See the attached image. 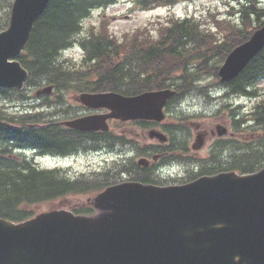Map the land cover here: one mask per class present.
Listing matches in <instances>:
<instances>
[{"label": "trees", "instance_id": "16d2710c", "mask_svg": "<svg viewBox=\"0 0 264 264\" xmlns=\"http://www.w3.org/2000/svg\"><path fill=\"white\" fill-rule=\"evenodd\" d=\"M116 1L49 0L36 20L26 49L19 57L29 70L26 86L22 90L0 88V97L11 100V103H23L29 98L28 90L45 84H53L55 96H43L40 108L30 105L31 108L24 106L9 110L0 103L1 218L15 222L26 220L35 215L43 204L95 193L122 181L125 175L130 177L128 179L160 184L152 171L138 167L135 161L118 165L112 172L102 170L74 177L61 167H40L19 151L29 148L40 154H66L81 147L91 149L100 144L124 141L114 138L109 132L91 133L53 122L55 114L62 116L63 113L62 119L74 116L70 115L75 111L71 112L67 96L77 92L115 90L136 94L172 87L177 94L170 103L192 90L206 93V86L197 88L195 75L208 74L229 92L254 97L251 126L263 130L264 134V88L256 84L264 74V48L235 78L220 83L217 74L226 54L264 25V9L247 0L237 8V20L214 15L212 19L207 18L209 22L194 16L180 18L169 14L164 21L158 22L157 27L140 26L122 36L114 34L109 20L102 18L99 26L91 24L82 33L83 19L93 9ZM177 1L134 0V5L150 10L158 6H173ZM11 5L12 0H0V30L8 25ZM229 12L231 15L233 11ZM74 42L83 49L80 62L60 55L62 49ZM184 118L175 119L176 127L186 128L181 124ZM243 121L242 116L239 122ZM136 123H143L144 127L153 124L147 121ZM167 127L163 125L166 131ZM234 127L237 128L238 124L235 123ZM236 143L235 140L221 141L219 150L222 153H219L225 159L211 158L210 165L217 166L219 170L240 172H252L264 165V139L259 140L256 147L243 145L235 148ZM230 144H235L234 150H230ZM226 147L229 149L227 157L223 153ZM239 150L241 152L236 153ZM202 172L210 173L208 170ZM70 209L77 214L94 213V209L87 205Z\"/></svg>", "mask_w": 264, "mask_h": 264}, {"label": "water", "instance_id": "95a60500", "mask_svg": "<svg viewBox=\"0 0 264 264\" xmlns=\"http://www.w3.org/2000/svg\"><path fill=\"white\" fill-rule=\"evenodd\" d=\"M48 1H13L9 26L0 32V87H23L28 71L15 58ZM263 46L264 25L228 53L218 70L220 80L237 76ZM51 91L49 85L36 94ZM175 93L169 88L130 96L83 92V104L109 112L63 123L95 131L107 130L111 118L161 121ZM216 129L219 135L228 132L221 124ZM149 136L167 140L155 129ZM202 145L198 134L193 147ZM87 202L95 215L61 208L17 223L0 217V264H264V167L204 175L180 185L124 181Z\"/></svg>", "mask_w": 264, "mask_h": 264}, {"label": "rangeland", "instance_id": "374dc122", "mask_svg": "<svg viewBox=\"0 0 264 264\" xmlns=\"http://www.w3.org/2000/svg\"><path fill=\"white\" fill-rule=\"evenodd\" d=\"M133 1L134 0H118L112 5L94 10L89 17L83 19L84 29L82 33H85L91 24L99 26L102 18L109 20L110 30L117 36H122L127 32H132L138 27L144 25H149L150 29L157 27L158 21H163L169 13H174L175 15L181 17L186 15H195L205 19L206 22H209L208 20L212 19V16L214 15L221 18L230 15V12H227V10L232 9L231 6L239 7L240 4L246 0H178L174 6L169 8L161 6L147 11L136 9L133 5ZM256 7H264V0H261L260 2L256 0ZM231 15L234 17L236 13L232 12ZM152 32L154 31L152 30ZM81 55L82 50L77 46L66 49L62 54L63 57L72 56L75 59L80 58ZM195 78L197 79L198 85L207 84L210 91L208 95H211V97L209 98L206 95L198 94L197 92L201 91H197V89L184 94L178 100H174L165 106V112L167 116L162 125L169 127L170 131L168 134L174 145H181L184 142L186 143V146L188 147L186 155L193 156L191 160L195 163L192 167L198 170L200 169V166L209 165L207 163V159L210 157L211 152H222L219 150L220 147L219 149L213 147L219 140H214V138L210 137V135L205 138V144L201 150L198 152L192 151L190 146L197 134L194 125L200 124L202 128H207L208 131L210 129H214L215 124L224 123L227 117L233 118V116L229 113L230 108H237L236 112L239 114H248L253 106L254 100L238 94H228L226 96L223 95L225 89L221 88V86H218L216 84V80L211 75L199 73L198 75H195ZM257 85L264 88V76L258 80ZM34 91L35 89H30L27 91L28 95L31 96L29 102H37L38 100V97L35 95ZM67 98H70V96H67ZM70 100L75 102L74 100H76V95L70 98ZM11 102L12 101L9 99L0 97V103L8 107L9 110H16L22 107V105L19 103L12 104ZM225 103L229 104L228 107L224 106L226 105ZM182 116L185 118L181 121V124L186 126V128L176 127L177 123L175 119ZM142 124L143 123H133L131 121L120 120L111 122V133L123 135L127 138V140H131V143L129 144L119 143L117 146H113V148H115L114 152H105V154L102 155H94L92 153L82 151L76 156L69 158L38 157L37 161L43 166L60 165L70 168L71 173H80L91 172L95 170L98 171L102 169L106 170L108 168L110 169L115 160L121 158H123L126 163L128 160L136 161L141 157L139 156L140 154L146 155L145 152L137 154L136 150L138 148L146 149L149 146L158 147L159 150H156L155 153L159 154V158L160 152L164 150H162V146H158L159 142L157 140L148 137V130L151 127H144ZM162 125L153 127L163 130ZM225 125L227 126L229 132H233V135H228L226 137H222L221 139L224 141L228 140L229 138H233L237 142L235 148L243 145L246 147L255 145L256 147L259 144V140L264 139L263 130H260L257 127L251 128L250 125L247 126L245 124L238 129H234L232 126H230V123ZM167 132L168 131H166V133ZM233 145L235 144H230V150L235 149ZM106 149L110 150L111 148L107 147ZM228 151L229 149L226 147L225 152H223L225 157H227ZM239 152L241 151H236V153ZM30 155L31 153H28V156ZM150 155L151 154H149V156ZM170 155L171 153L169 156ZM220 157L222 160L225 159L223 158V154L220 155ZM149 160L151 159L149 158ZM190 166V164L187 165L182 159H176V162L171 166L170 170L172 174L179 175ZM263 167L264 165L256 168L254 172ZM188 175L189 174L187 173L175 179L186 178ZM92 194L93 193L69 196L67 198L56 200L53 203L43 204L39 207L38 211L50 209L52 205H54V208H66L69 210L71 207H82L85 206L86 198Z\"/></svg>", "mask_w": 264, "mask_h": 264}, {"label": "flooded vegetation", "instance_id": "af4514ba", "mask_svg": "<svg viewBox=\"0 0 264 264\" xmlns=\"http://www.w3.org/2000/svg\"><path fill=\"white\" fill-rule=\"evenodd\" d=\"M258 1H260V0H258ZM96 111H99V110H92V109L84 108L81 112H79V115H85V114L93 113V112H96ZM227 123H230V119H228V118L226 119V121L224 122V124H227ZM195 129H196L197 132H203L204 135H205V138L210 135V137L214 138V140L215 139H218L217 136H215L216 134L214 133L213 129H210L208 131L207 128H202V126L200 124H196L195 125ZM170 145L171 144H169L168 146L159 145V146H162V150H164V151L160 152V157L166 156V155L169 156V154H170V152L172 150V148L170 147ZM158 156H159V154H156V155L153 154L150 157L153 158V159L155 158V159L158 160L160 158V157L158 158ZM150 157H148V158H150ZM152 167H153V163L148 161V166L141 167V168H144L145 170H147L149 172Z\"/></svg>", "mask_w": 264, "mask_h": 264}]
</instances>
